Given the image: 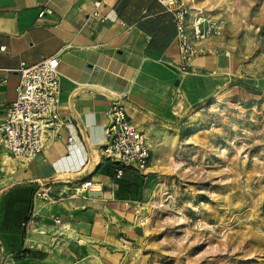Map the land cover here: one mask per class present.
<instances>
[{"label":"crops","instance_id":"obj_1","mask_svg":"<svg viewBox=\"0 0 264 264\" xmlns=\"http://www.w3.org/2000/svg\"><path fill=\"white\" fill-rule=\"evenodd\" d=\"M40 9L50 12L38 17ZM175 32L156 0H0V122L16 97L20 63L57 55L64 123L28 165L0 146V264H120L138 248L151 160L144 172L124 168L116 178L114 162L102 159L111 95H123L128 118L151 145L229 79L220 51L178 74ZM86 180L98 192L74 194ZM39 189L46 200L35 196Z\"/></svg>","mask_w":264,"mask_h":264},{"label":"rangeland","instance_id":"obj_2","mask_svg":"<svg viewBox=\"0 0 264 264\" xmlns=\"http://www.w3.org/2000/svg\"><path fill=\"white\" fill-rule=\"evenodd\" d=\"M197 3L228 83L151 142L144 237L120 264H264V0Z\"/></svg>","mask_w":264,"mask_h":264},{"label":"built area","instance_id":"obj_3","mask_svg":"<svg viewBox=\"0 0 264 264\" xmlns=\"http://www.w3.org/2000/svg\"><path fill=\"white\" fill-rule=\"evenodd\" d=\"M172 16L178 61V74L194 73V59L215 54L212 40L221 35L216 21L210 19L197 0H156ZM99 1L94 2L98 7ZM40 9L38 17L49 13ZM3 50V47H0ZM226 54V53H224ZM16 97L5 109L0 122V146L20 165H28L46 146L58 137L64 123L58 112L60 82L57 55L44 57L33 65L20 63ZM123 95H111L107 110L108 122L100 141L102 159L114 162V176L119 178L124 168L144 172L152 158L151 145L145 135L128 118ZM71 138H68V141ZM98 192L96 183L86 180L73 186V193L85 198ZM36 197L48 198L45 190ZM60 223V219H54Z\"/></svg>","mask_w":264,"mask_h":264},{"label":"trees","instance_id":"obj_4","mask_svg":"<svg viewBox=\"0 0 264 264\" xmlns=\"http://www.w3.org/2000/svg\"><path fill=\"white\" fill-rule=\"evenodd\" d=\"M236 85H240V86H245L244 83H242L241 81H238L235 83ZM200 107L199 105H197L195 108Z\"/></svg>","mask_w":264,"mask_h":264}]
</instances>
